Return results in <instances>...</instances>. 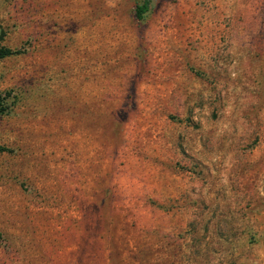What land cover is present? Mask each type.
Masks as SVG:
<instances>
[{
    "label": "rangeland",
    "instance_id": "obj_1",
    "mask_svg": "<svg viewBox=\"0 0 264 264\" xmlns=\"http://www.w3.org/2000/svg\"><path fill=\"white\" fill-rule=\"evenodd\" d=\"M0 0V264H264V0Z\"/></svg>",
    "mask_w": 264,
    "mask_h": 264
},
{
    "label": "trees",
    "instance_id": "obj_2",
    "mask_svg": "<svg viewBox=\"0 0 264 264\" xmlns=\"http://www.w3.org/2000/svg\"><path fill=\"white\" fill-rule=\"evenodd\" d=\"M150 6V0H142L140 3L135 4L133 10V19L140 23L143 21L145 14L148 12ZM19 54L17 50H11L9 48H5L0 46V59ZM8 94L0 93V116L7 114L9 110L8 104ZM0 151H3L2 147H0Z\"/></svg>",
    "mask_w": 264,
    "mask_h": 264
}]
</instances>
